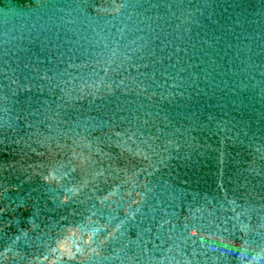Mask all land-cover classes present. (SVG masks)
I'll return each mask as SVG.
<instances>
[{
    "label": "water",
    "instance_id": "obj_1",
    "mask_svg": "<svg viewBox=\"0 0 264 264\" xmlns=\"http://www.w3.org/2000/svg\"><path fill=\"white\" fill-rule=\"evenodd\" d=\"M0 264H264V0H0Z\"/></svg>",
    "mask_w": 264,
    "mask_h": 264
}]
</instances>
